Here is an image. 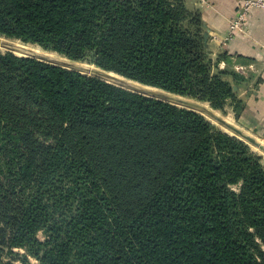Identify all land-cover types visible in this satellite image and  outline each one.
Instances as JSON below:
<instances>
[{
  "label": "trees",
  "instance_id": "16d2710c",
  "mask_svg": "<svg viewBox=\"0 0 264 264\" xmlns=\"http://www.w3.org/2000/svg\"><path fill=\"white\" fill-rule=\"evenodd\" d=\"M203 31L184 0H0V36L199 100L214 96ZM19 55L0 52V246L39 264H262L264 158L249 143Z\"/></svg>",
  "mask_w": 264,
  "mask_h": 264
},
{
  "label": "crops",
  "instance_id": "0c3cea01",
  "mask_svg": "<svg viewBox=\"0 0 264 264\" xmlns=\"http://www.w3.org/2000/svg\"><path fill=\"white\" fill-rule=\"evenodd\" d=\"M199 9L205 30L222 50V68L230 75L236 99L234 121L264 146V10L252 9L245 28L230 38L229 24L238 13L234 0H209ZM232 65L237 70L228 69Z\"/></svg>",
  "mask_w": 264,
  "mask_h": 264
},
{
  "label": "rangeland",
  "instance_id": "374dc122",
  "mask_svg": "<svg viewBox=\"0 0 264 264\" xmlns=\"http://www.w3.org/2000/svg\"><path fill=\"white\" fill-rule=\"evenodd\" d=\"M184 1L186 3L187 7L193 11L200 10L199 9L200 3L201 4H208L209 3V0H184ZM200 13H201V10H200ZM191 28L196 30L197 26L195 24H193V25H191ZM203 35H204V45H205L206 51H208V53H209V57L212 61V67H213V69L211 71V75L209 76V79L207 80V85H212L213 90H214V92L212 94L214 96H212L210 99H204V100L194 99V100L202 103L208 109H210L211 111L216 113L218 116H220L221 118L225 119L226 121L232 123L234 126L238 127L236 125V123L234 121V117H233V112H234V107H235L234 97H232L231 94L226 93L227 87L222 82V79L224 81H226V80L231 81L229 73H227V75H226L227 78L222 77V70L227 71V68H222V50L220 49L219 44L214 39H212V37L209 35V32H207L205 30V26H204ZM0 39L5 40V41H9V42L15 43V44L16 43L21 44L22 42H24V41L19 40V39H11V38H6L4 36H0ZM221 40H219V42H221ZM27 44H29V46H31V47L39 48L40 49L39 51H41V53L49 54V55H52L55 57H60V58H64V59H68V60H72V61L75 60V59L69 58L66 55H63V54H60L57 52H53L50 50H46L39 45L31 44V43H27ZM0 52L6 53V52H11V51L9 49H7L6 47L0 45ZM12 53L21 54L18 52H12ZM19 56H22V55H19ZM75 61H78L79 63H82V64H88V65H91L94 67H98L96 64H94L90 61H79V60H75ZM99 68L103 69L102 67H99ZM233 68L235 70H237L236 67H234V65H232L231 68L228 67V69H233ZM104 70H106V69H104ZM107 71L113 72L112 74L116 75V76H119V75L124 76V75H122V74H120L114 70H107ZM124 77L128 78L126 76H124ZM128 79H130V78H128ZM136 82H139V81H136ZM141 84H144V83H141ZM144 85H147L150 87H155V86H152L149 84H144ZM156 88H158V87H156ZM158 89L162 90L161 88H158ZM126 90H128V89H126ZM131 92H133V91H131ZM179 107H182V106H179ZM204 116L208 120H210L214 125H216L218 128H220L222 131L240 138L234 132L232 133L231 129L227 128L224 124L220 123L219 121L213 119L212 117H210L206 114H204ZM35 139L37 140L38 144L48 146V147L51 146L52 143L54 142V138H53L52 134L42 126L39 127V130L36 133ZM249 145L251 146V148L255 152L264 154L263 149L256 147L250 143H249ZM252 232H255V231L252 230ZM38 236L41 239L45 238L44 234L42 232H39ZM256 242L258 245V247L256 248V253L259 256V260L262 262V264H264V243L262 242V240L258 236L256 237ZM0 248L3 249L1 254H0L1 255L0 256V264H28V263L39 264L35 258H33L31 256L26 257V250L24 248L15 247V248L9 249L7 246H3V247L0 246ZM25 257L28 258L27 261H26Z\"/></svg>",
  "mask_w": 264,
  "mask_h": 264
},
{
  "label": "water",
  "instance_id": "95a60500",
  "mask_svg": "<svg viewBox=\"0 0 264 264\" xmlns=\"http://www.w3.org/2000/svg\"><path fill=\"white\" fill-rule=\"evenodd\" d=\"M0 45L6 47L11 52L21 53L23 54L22 56L34 57L39 60L46 61L48 63H52L58 66L68 68V69L77 70L83 74H88L91 76L101 78L102 80H105L108 83L117 85L119 87L128 89L130 91H133V92L145 95V96H149L152 98H156L159 100H163V101L169 102L177 106H182L184 108L195 110L197 112H200L203 115L206 114L212 117L213 119L219 121L220 123L224 124L227 128L231 129V131L234 132L237 136H239L242 140H245L246 142L264 150V146L261 145L259 141L247 135L241 129L234 126L232 123L226 121L225 119L221 118L216 113L208 109L205 105H203L202 103L194 99L187 98V97L175 94V93H171L163 89L159 90L156 87H150V86L141 84L140 82H136L134 80L125 78L124 76L113 75L112 74L113 72L101 69L99 67H94L88 64H82L75 60L72 61V60L55 57V56L41 53V52L37 53L33 51L32 49L23 47L21 45H17L15 43H11L9 41L0 39Z\"/></svg>",
  "mask_w": 264,
  "mask_h": 264
},
{
  "label": "built area",
  "instance_id": "2783aa9c",
  "mask_svg": "<svg viewBox=\"0 0 264 264\" xmlns=\"http://www.w3.org/2000/svg\"><path fill=\"white\" fill-rule=\"evenodd\" d=\"M238 8V13L229 24V37L232 38L238 30L245 28L247 19L254 8L264 10V0H234Z\"/></svg>",
  "mask_w": 264,
  "mask_h": 264
},
{
  "label": "bare ground",
  "instance_id": "6f19581e",
  "mask_svg": "<svg viewBox=\"0 0 264 264\" xmlns=\"http://www.w3.org/2000/svg\"><path fill=\"white\" fill-rule=\"evenodd\" d=\"M21 42H22V41H21ZM16 44H17V45H21V46H23V47H27V48H29V49H32L33 51H35V52H37V53H40V52H41V51H39L40 49L33 48V47L30 48V46L25 45L24 42L21 43V44H19V43H16ZM20 55H23V54H20ZM232 133H233V132H232Z\"/></svg>",
  "mask_w": 264,
  "mask_h": 264
}]
</instances>
